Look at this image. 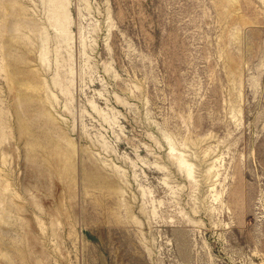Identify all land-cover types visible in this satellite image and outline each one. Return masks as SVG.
<instances>
[{"label":"rangeland","instance_id":"1","mask_svg":"<svg viewBox=\"0 0 264 264\" xmlns=\"http://www.w3.org/2000/svg\"><path fill=\"white\" fill-rule=\"evenodd\" d=\"M0 264H264V0H0Z\"/></svg>","mask_w":264,"mask_h":264}]
</instances>
